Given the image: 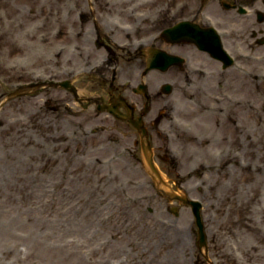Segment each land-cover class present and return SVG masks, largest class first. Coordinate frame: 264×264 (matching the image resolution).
<instances>
[{"label":"rangeland","instance_id":"obj_1","mask_svg":"<svg viewBox=\"0 0 264 264\" xmlns=\"http://www.w3.org/2000/svg\"><path fill=\"white\" fill-rule=\"evenodd\" d=\"M237 1L264 12L261 0ZM137 2L142 16L125 15ZM146 2L0 0V264H264V63L245 59L264 55V23L237 17L222 0ZM109 11L135 21V32L109 28ZM200 12L232 28L222 34L234 67L160 37ZM94 24L114 55L96 47ZM139 37L185 56L186 69L143 75ZM105 56L130 99L127 80L153 93L145 121L156 166L173 190L202 203L207 250L190 205L158 191L131 125L62 87H30L5 101L23 85L66 78L82 97L101 94L93 71ZM166 83L174 90L159 95ZM142 96L134 98L141 109Z\"/></svg>","mask_w":264,"mask_h":264},{"label":"flooded vegetation","instance_id":"obj_2","mask_svg":"<svg viewBox=\"0 0 264 264\" xmlns=\"http://www.w3.org/2000/svg\"><path fill=\"white\" fill-rule=\"evenodd\" d=\"M218 18L223 19L220 16ZM97 37H98V40H97L96 45H98L99 48H101V47L105 48L112 55H114L112 50H111V44L108 43V45H107L104 42V41H106V39L108 40L110 38L108 36H105V35L102 38L101 33H100V29L98 30ZM111 41H112V39H111ZM112 45H116L119 48L121 47V46H118L116 43H113V41H112ZM182 45H185V44H182ZM186 45H188L190 47L192 46V49H194V50H199L195 45H192V44H186ZM121 49L124 50L125 48L121 47ZM110 60H111V58L109 57V61ZM109 63H105V64L101 65L99 67V69L94 72V76L96 77V81L99 83V85L102 88V93L97 94L93 97H89V99L87 101L88 104L85 106H89V105L95 106L96 110H98L99 108L106 109V108L112 106V107H116V108L124 111V108L121 106L123 104H121L122 102L120 100H122V97H125L127 101L130 98L127 96V93L122 91L120 89V87L117 85V82H116L117 81V73H116V71L114 69L109 70V68L106 67V65ZM176 70L182 72L184 70V68H179ZM131 91L134 95L132 97V99H130L132 104H133V108H131V107H129V108H130V110H133L134 116L141 115L142 110H138L140 102L138 99H134L135 97H138V98L141 97V95L134 93V91L132 89H131ZM146 94L147 95L142 96V97H146L147 103L145 105L150 110V108H151L150 103H151V101H153L154 97H153V94H150L148 92ZM105 113H107V112H105Z\"/></svg>","mask_w":264,"mask_h":264},{"label":"water","instance_id":"obj_3","mask_svg":"<svg viewBox=\"0 0 264 264\" xmlns=\"http://www.w3.org/2000/svg\"><path fill=\"white\" fill-rule=\"evenodd\" d=\"M188 27H190V26L188 25ZM171 33H172V31L170 32V35H171ZM183 39H186V38L183 37V38H181L179 40H183ZM207 46L208 45H206V47ZM158 54H159V58H160V61H158V62L162 61L161 63L163 64V70L167 69L171 65V62H173L176 59V58H174L172 56H169L168 54H166L163 51H158ZM153 60H154V58H152V57L149 59V63H150L151 68H153V67H155L157 65V64H155L153 62ZM166 61H168L169 63H166ZM63 86H68V85L67 84H63ZM16 94H18V91H15L9 97L14 96ZM134 125L139 130H141L142 137L147 135L146 130L144 128H141L140 123L135 122ZM142 146H143L144 156H145L146 161L148 163L150 172L152 173V175H153L155 180L158 179V180H156V182H157V186H158L159 190L163 193V195L168 197L170 200L178 199L179 201L184 202V203H188V204H190L192 206L193 213H194V215L196 217V223H197V225L199 227V244H200V246L206 245L205 233H204V230H203V223L201 221V215H200L201 204L199 202H197V201L189 200L184 195H178V194L174 193L173 191H165L164 189H162V187L160 185H161V183H165V182L163 181L160 173L158 172V170L156 169V167L154 165L153 158H152V150H151L150 144L149 143L146 144V143L143 142Z\"/></svg>","mask_w":264,"mask_h":264},{"label":"bare ground","instance_id":"obj_4","mask_svg":"<svg viewBox=\"0 0 264 264\" xmlns=\"http://www.w3.org/2000/svg\"><path fill=\"white\" fill-rule=\"evenodd\" d=\"M149 2H146L147 5H150L152 3H155L157 0H148ZM145 4V5H146ZM143 4L142 3H139V4H136L135 6L132 7V9L130 8L131 11H136V10H140L139 9V6L141 7ZM130 11V12H131ZM55 12L50 9L49 10V14L50 15H55L54 14ZM77 50H80L79 48ZM57 53L62 56L64 54L63 50H60L58 49ZM247 59L251 60L254 64H263L264 63V55H246ZM264 212V211H263ZM264 216V215H263Z\"/></svg>","mask_w":264,"mask_h":264}]
</instances>
